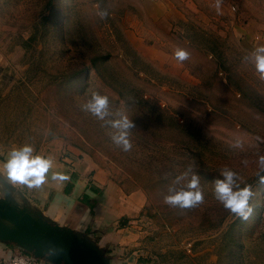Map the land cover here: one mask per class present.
<instances>
[{
  "label": "rangeland",
  "instance_id": "rangeland-1",
  "mask_svg": "<svg viewBox=\"0 0 264 264\" xmlns=\"http://www.w3.org/2000/svg\"><path fill=\"white\" fill-rule=\"evenodd\" d=\"M259 57L264 0H0V171L25 147L86 159L142 191L161 264H264ZM217 182L249 190L247 219Z\"/></svg>",
  "mask_w": 264,
  "mask_h": 264
},
{
  "label": "crops",
  "instance_id": "crops-1",
  "mask_svg": "<svg viewBox=\"0 0 264 264\" xmlns=\"http://www.w3.org/2000/svg\"><path fill=\"white\" fill-rule=\"evenodd\" d=\"M13 183L56 220L94 233L108 246L113 264H161L143 235L146 199L142 191H126L106 169L72 157L50 163L43 183L49 189L41 195ZM14 250L0 243V264Z\"/></svg>",
  "mask_w": 264,
  "mask_h": 264
},
{
  "label": "water",
  "instance_id": "water-1",
  "mask_svg": "<svg viewBox=\"0 0 264 264\" xmlns=\"http://www.w3.org/2000/svg\"><path fill=\"white\" fill-rule=\"evenodd\" d=\"M0 243L51 264H113L91 231L61 223L0 171Z\"/></svg>",
  "mask_w": 264,
  "mask_h": 264
},
{
  "label": "clouds",
  "instance_id": "clouds-1",
  "mask_svg": "<svg viewBox=\"0 0 264 264\" xmlns=\"http://www.w3.org/2000/svg\"><path fill=\"white\" fill-rule=\"evenodd\" d=\"M181 59H184L186 54L183 52L178 53ZM258 69L264 72V57L258 58ZM106 98H101L99 96L95 97V105L93 110L100 113L106 105ZM8 176L12 182H19L28 184L29 186H39L45 180V174L47 173L50 162L48 160L41 159L40 157L33 158L31 156V149L25 147L20 151L13 152L11 158L5 165ZM228 180L231 181L232 174L225 173ZM67 179V177H63ZM196 186V180L193 179L190 187ZM217 193L222 201H224L225 206L229 207L233 212H236L247 219L248 212H245L247 201L249 198V190L246 188L239 192L233 193L230 190L229 183L217 182ZM201 199L200 193H180L173 197H169L168 200L172 203H182L183 205H189L193 201H199Z\"/></svg>",
  "mask_w": 264,
  "mask_h": 264
},
{
  "label": "built area",
  "instance_id": "built-area-1",
  "mask_svg": "<svg viewBox=\"0 0 264 264\" xmlns=\"http://www.w3.org/2000/svg\"><path fill=\"white\" fill-rule=\"evenodd\" d=\"M3 261L5 264H51L22 251L12 252L10 256L4 257Z\"/></svg>",
  "mask_w": 264,
  "mask_h": 264
},
{
  "label": "flooded vegetation",
  "instance_id": "flooded-vegetation-1",
  "mask_svg": "<svg viewBox=\"0 0 264 264\" xmlns=\"http://www.w3.org/2000/svg\"><path fill=\"white\" fill-rule=\"evenodd\" d=\"M14 251H17V250H14Z\"/></svg>",
  "mask_w": 264,
  "mask_h": 264
}]
</instances>
